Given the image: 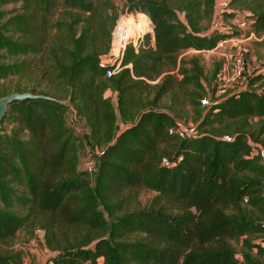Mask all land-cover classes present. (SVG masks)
Listing matches in <instances>:
<instances>
[{"label":"trees","instance_id":"obj_1","mask_svg":"<svg viewBox=\"0 0 264 264\" xmlns=\"http://www.w3.org/2000/svg\"><path fill=\"white\" fill-rule=\"evenodd\" d=\"M214 4L126 0L132 12L120 25L143 35L120 52L111 0H0V98H51L13 100L1 118V245L37 226L53 264H244L234 242L245 264L264 262V163L255 151L264 125L252 124L264 117V84L253 87L263 75L216 98L222 62L204 72L198 56L179 58L231 38L202 31ZM227 6L264 33V0ZM164 99L168 110L158 107ZM185 105L204 112L182 137L173 111ZM69 112L98 153L92 172L80 169ZM142 190L155 193L144 206ZM21 262L0 248V264Z\"/></svg>","mask_w":264,"mask_h":264},{"label":"rangeland","instance_id":"obj_2","mask_svg":"<svg viewBox=\"0 0 264 264\" xmlns=\"http://www.w3.org/2000/svg\"><path fill=\"white\" fill-rule=\"evenodd\" d=\"M111 2L115 7L116 12V20L113 27L114 30V28L120 25V22H122L123 19H125L126 16L132 11L129 8L124 7L126 4V0H111ZM227 2L228 0H215L214 11L211 18L202 22V31L207 34L213 33L214 31L228 34L230 33L231 38L224 39L228 41L222 47H216L212 50L201 52L190 49L184 51L179 56V58H189L193 55H196L199 57V62L200 65H202L204 72H207L209 71V69H211L212 63L214 61H221L222 66H229L230 63L233 62L235 57L240 56L244 62L245 81L247 82L249 79H251L252 76L262 74L263 80L259 83L254 84L253 86L256 89H261L264 84V33L261 35H256L255 33L251 34V31L248 27H240L239 22L241 20H244V17L248 12L240 11L236 12V14H232L231 9L227 6ZM179 18L183 19V13H179ZM135 33L137 34V32ZM243 39L246 40L240 43V41ZM20 58L21 57L17 56H9L5 61L9 63ZM31 58V56L25 57V59ZM104 94L106 98L111 99L113 105L117 110V94L110 89L105 91ZM211 100L212 98H210V101ZM168 104L169 101L164 99L158 103V107L168 110ZM210 104L211 103H209L208 105ZM201 110L202 109L200 108L196 109L190 105H185L181 107L179 111L180 113H176L173 111L178 127L185 130L187 133H193L196 127V123L200 120V112L201 114L204 112L203 110ZM66 121L68 127L76 136H78L79 140L81 141V147L79 150L80 169L84 168L83 164L86 161H91L95 164L98 153L85 141V137L88 134V128L85 122L81 118L76 117L72 112H69L67 114ZM252 124L264 125V117L260 120L254 119L252 121ZM119 125L121 129L125 126L122 123H119ZM261 138H264V134L261 136ZM255 151L261 156L260 162L264 163V146L256 144ZM154 195L155 193L153 191L142 190L138 197L140 206L146 205ZM43 236L44 232L39 227H25L16 233L15 237L9 243V245L0 244V248L10 252L20 253L22 256V262H26L28 264H45L47 258L49 256H52L53 253L44 246ZM234 246L236 247L238 252V259L245 264L243 260L244 258L241 255L243 249L240 247V243L234 242ZM261 264H264V262H261Z\"/></svg>","mask_w":264,"mask_h":264},{"label":"built area","instance_id":"obj_3","mask_svg":"<svg viewBox=\"0 0 264 264\" xmlns=\"http://www.w3.org/2000/svg\"><path fill=\"white\" fill-rule=\"evenodd\" d=\"M239 26L248 27V22L245 20H241L239 22ZM151 29H152V26H151ZM151 29L147 32H151ZM252 33L254 32L251 31V34ZM142 35L143 34H137L135 37L130 36L128 35L127 25H118L112 31L113 44L115 47H117V49L120 52H122L128 43L132 42L133 44H136L137 40ZM244 40L246 39L241 40L240 43H242ZM227 41L228 40H224V39L223 41L222 40L219 41L216 47H222ZM120 69L121 67L119 66V64H117L113 69L107 71L106 75L107 76L114 75L115 73L120 71ZM244 72H245L244 62L240 56L235 57L233 62H231L229 66L223 65L221 70L216 76V80H215L216 90L214 93V97L218 98L220 95L224 94L227 90L230 91V89L232 91L231 93L238 92V91L245 89L247 82L245 81V78H244ZM202 102L203 104L208 105L209 103H212V100L210 101V98H207L203 100ZM177 132L182 137L186 136L187 134L186 131L180 128L177 129ZM188 134L191 135L193 133H188ZM83 165H84L83 170L87 172H92L94 170V163L91 161H86ZM263 246H264V243H263ZM21 264H28V263L21 262ZM45 264H53L51 256L47 258Z\"/></svg>","mask_w":264,"mask_h":264},{"label":"water","instance_id":"obj_4","mask_svg":"<svg viewBox=\"0 0 264 264\" xmlns=\"http://www.w3.org/2000/svg\"><path fill=\"white\" fill-rule=\"evenodd\" d=\"M26 98H45V99H51L49 97H45L42 95H34L30 92H11L6 94L5 96L0 98V121L2 116L7 110L8 104L13 100H23Z\"/></svg>","mask_w":264,"mask_h":264}]
</instances>
